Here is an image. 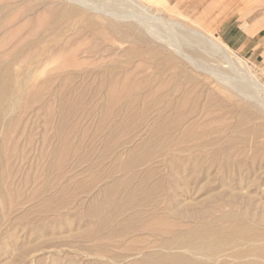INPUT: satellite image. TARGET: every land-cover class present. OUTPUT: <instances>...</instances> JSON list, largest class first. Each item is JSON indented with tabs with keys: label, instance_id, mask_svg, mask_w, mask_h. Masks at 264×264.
Masks as SVG:
<instances>
[{
	"label": "bare ground",
	"instance_id": "1",
	"mask_svg": "<svg viewBox=\"0 0 264 264\" xmlns=\"http://www.w3.org/2000/svg\"><path fill=\"white\" fill-rule=\"evenodd\" d=\"M55 1L58 2H54V0H0V99L1 97L3 98L6 96L9 90L8 88L9 84L14 79H19V80L22 79V81L25 83V81L28 80L34 81L37 78V76L40 74H45L46 80L50 82H52L51 80H55V79H59V80L70 79V81L72 78L74 79L81 78L84 80L90 79V81L91 79H97L98 82L97 84L95 83L96 84L95 86L87 87V88L84 87V89L85 90L89 89L92 92H96L97 96L98 93L99 94L104 93L106 95H111V96H115V95H122L124 97L131 96L128 98H130V102L132 103V108L134 107L133 104H136L139 101L138 100L139 97H143L144 99L143 102H146L148 104L149 106L148 109H150V112H154L153 117L150 114L148 115L151 116V118L149 119L148 117L149 119L148 121H150L149 122L150 128L148 129L149 131H147L148 132L147 135L133 146L131 151L128 152L127 157L125 156V161L123 162V166L122 168H120L122 169L121 170L122 175L121 176L117 175L119 176L117 179H115L117 176H115L114 179L111 178V180L113 179L111 181V184H108L109 181L107 178L106 180L107 183L105 187H103L104 189L102 190L104 197L98 199L95 196L97 199H93L94 198L93 197L92 201L90 199L91 202L90 201L88 202L90 204L88 205L89 207L87 209L86 214L88 217L93 219V230L91 229L92 232L90 234L97 233L98 231H100L102 227L106 225L109 215L107 217L106 215L107 212L104 213V211L106 209L108 211H111L113 209L115 210V207L119 209L118 205L121 204L122 202L124 206L122 204L121 205L124 208H121L122 209L121 212H123V209H125L126 206L128 208H132L133 211L135 210L137 211V209L139 208L138 209L139 211L137 213L139 216H141L142 213L144 214V212L147 211L146 208L151 207L150 209L152 210V212L150 210L151 213L147 214V216H149V219H147L146 217V220L148 222L144 223L143 221L145 220L141 221L142 223H139V225L136 224L138 226L137 228L139 230L145 229V231L147 230L150 233H153L158 236H163L164 234L168 233L170 230L168 226L170 224L167 223L169 220L165 221L164 213H167L166 217H168L169 215H178V216H185L186 218L196 217L197 220L200 221L202 219L201 217H199L201 212L188 211V209L194 208V205L196 204L195 202L196 199L195 201L193 200L180 201L178 200V198L180 197L177 198L176 194H172V195L166 194L165 192L168 191L165 190L166 189L165 187H162V189L164 188V190H161L160 187L162 185L161 183L164 178L168 179V182L174 184L175 187L178 188L180 186L181 188H183V186H185V182L184 181L178 182L177 178L185 179V176H187L190 173H192L193 175L195 174L197 175L200 172L201 175L206 177L205 179H207L213 174L223 175V173L229 172L231 170L239 172L241 169L244 168V171L247 176H250L251 174L253 176L254 173L259 172L263 168L264 155L259 156V154H257L258 155L257 156L256 154L255 155L253 154L252 156L249 157H240L242 153H239V151H237L238 154L235 156H232L230 154V151L235 150L234 148H235L236 140L238 139V136L236 138L235 137L236 134L234 135L233 132L235 131L239 133H244V131L245 132L249 131L246 130L249 128V126L247 125L246 126L248 128L245 127V130L244 128H242L243 123L246 119L255 120L252 121L253 123L256 121H259L260 124L262 123L260 121L264 122V98L262 97L263 95H260L261 94L260 92L262 91L264 92V85L259 82L258 78L249 69L246 68L244 61H242L237 56L235 57L232 54L230 48L225 43H223L221 40H219L216 37L205 35L204 33L201 32L204 30L198 31V29L197 30L188 29L185 26H183L181 23H179L178 22L179 20L177 21L168 17L166 18L162 15H159V13L157 14L151 12L149 7L143 4L142 2L143 0L141 1L117 0L119 4L118 6L115 7H107L104 6L103 3H101L102 5L100 3L95 4L91 0H55ZM115 42L121 43L123 45L125 44L126 46L125 47L121 46L123 48L119 49L118 47H116ZM51 64H54V67L50 69H46V67ZM15 65H18L21 68L18 73H15L13 70V67L15 68ZM37 69H40L39 74H36L35 72L37 71ZM42 77L44 76H41V78ZM129 79L136 80L135 82L136 84L134 83L127 87L126 83ZM120 80H121V84L120 83L119 84L121 86H119L117 83L120 82ZM19 82L21 81L17 80V84H20ZM34 82L33 85H35ZM42 83L45 82L42 81ZM76 83L75 85H77ZM26 87H30V86H26ZM32 87L33 86L31 85V88ZM35 92L38 91L36 90ZM78 92H81V90H79ZM84 93H86V91ZM60 94L61 93L59 92V95ZM89 95L91 96L92 94ZM75 96H73L72 98L74 99ZM78 96L84 98L86 95L84 96L82 94V96L80 95ZM59 99L61 100V102L63 101V99L61 98ZM126 101L129 100L127 99ZM128 103L129 102H127L126 104ZM67 105L65 104V108H68L66 107ZM72 106H74V104ZM77 107H79V105ZM138 108H139V104H138ZM70 109H72V107ZM62 110L65 112V109ZM62 110L60 112V115L63 112ZM73 110H75V108ZM103 111H104V107H103ZM134 111H137V109H135ZM70 112L72 113V111H69V115L71 116ZM126 112L128 113V111ZM131 113H133V111ZM131 113L130 115H133ZM69 115L66 117L69 118L70 117ZM130 115L128 114V118L129 119L133 118ZM58 118L60 117L58 116ZM231 118L234 119L232 126L229 120ZM61 119L64 120L63 118ZM135 119L136 117L133 118L134 121ZM128 120H126L127 123ZM57 121H55V124H59L57 123ZM106 121L108 122V120ZM99 122L102 123L101 120ZM71 123L72 122H70V124ZM104 123L105 125L107 124L106 122ZM61 126H63V123L61 124ZM262 126L260 127L262 128ZM55 127H53V129ZM58 127H60V125H58ZM260 127H259L260 131L264 129V128L261 129ZM68 128L69 127H67V129ZM231 129H233V132L230 131ZM109 130L111 129L109 128ZM109 130L107 129V132ZM2 131L3 130H1V132ZM58 131L59 130H57V132ZM97 131L98 129L96 130V132ZM63 132L65 133V131ZM96 134L99 133L97 132ZM109 134L111 133L109 132ZM109 134L107 141L111 139V138L109 139V136H111ZM130 134L131 136H134L135 133L133 134L132 132ZM261 135L262 133H260V136ZM103 136L107 137L104 134ZM60 137H58L59 141L61 140ZM0 139H1L0 142H2L1 137ZM101 139L103 140V138ZM261 139L262 138H259L258 140L260 141ZM256 140L254 142H257ZM262 140H264V138ZM107 141L105 140V142ZM4 142H6V140ZM6 143H8V140ZM56 143L58 142L56 141ZM110 143H112V141ZM104 145L106 144L104 143ZM107 145L109 146L108 143ZM105 147L106 146H104V148ZM127 148L128 147H126V149ZM262 148L264 147L262 146ZM251 149L252 148H250V151ZM86 152L87 151H85V153ZM260 152H262V150ZM4 153L8 155L7 152ZM70 153L69 155H71ZM101 153L104 154L103 152ZM107 154L110 153L108 152ZM120 157L124 158L123 155ZM103 158H105V156ZM154 158H162L160 162H162V164L167 169L165 171V174L162 175L160 174V172L162 173V171H164V168L161 167L163 165L150 166V162ZM51 159L53 160V158ZM120 159L118 160L119 163L122 162V161L120 162ZM91 162L95 163V161H91ZM186 163L187 165H185ZM115 164L116 163H114V165ZM1 165L3 166V164ZM119 165L121 167V164ZM107 166H109V163ZM138 167H141L140 171L139 169L138 171L136 170ZM159 167L163 168V170ZM5 169L6 170L8 169L7 165ZM113 170L114 168L112 169V171ZM3 171L5 172L4 169ZM57 171H59V169ZM90 172L92 173L91 170ZM101 173H104V171L103 172L101 171ZM117 173H119V171ZM98 174L99 173H97L96 175ZM3 175L5 176V174ZM81 176L84 177V174ZM156 176L157 179L153 181V177L156 178ZM190 176L192 175L190 174ZM92 177L94 176L92 175ZM198 178L199 177H197V179ZM79 183L80 182H78V184ZM3 185H5V183L2 184V186ZM83 185L85 184L83 183ZM87 185H85L84 188ZM82 187L79 188H81L82 190L84 189ZM186 189L187 188H185V191ZM120 190H124L125 195L123 196L124 200H121L123 198L120 199L119 197L120 201H118L119 199L115 198V195H117L116 193H118ZM161 191H165L164 192L166 194V196L164 195L165 198L163 197V192H162V194H159V196L162 195L164 199L161 198V201L156 200L155 197L156 195H158L157 193ZM197 191L200 190L198 189ZM195 192L196 191H194V194ZM53 199L56 200V198ZM165 199L171 201L172 205L162 206L163 209L162 211L163 212L165 211L164 213H161L162 215L156 213L157 209H159L160 202L164 201ZM50 202H52V200ZM154 202L156 204H154ZM57 203L58 201L56 202V204ZM164 204H169V203H164ZM144 208L146 209V211L144 212L140 211L143 210ZM233 209L235 208L233 207ZM115 211H116L115 213L118 212V210ZM231 212L233 213V211ZM115 213L113 217H115ZM127 213L131 214V212L129 211ZM134 214L135 213H133L132 215ZM119 215L120 216L122 215L120 214V211H119ZM144 215L143 217H145ZM215 215L217 216V214ZM198 217L200 219H198ZM251 217L254 218L253 221L255 220V221L263 222L264 220V218L262 219L261 216H257V215L254 216L248 210H244L242 215L241 214L235 215V213L234 214L222 213L221 215L217 216V218L215 219V221L219 223L217 225H222V224L224 225V223L221 222L228 223V225L225 224L226 227L225 225L223 226L224 228L221 226L215 228L213 227L215 221L213 224L207 221L203 223L204 220L202 221L203 224L200 223L201 225H193L187 228L184 231V233H180V230H178L179 227H176L175 230L171 231L172 234L170 235V237L167 238L163 237L162 242L160 241L161 242L160 248L158 247L159 246L158 244H157L158 246L155 244L154 247L155 248L158 247L157 251L153 250L154 252L152 251L151 253L146 255L143 253L144 254L143 260L145 262L153 263V264H204L205 263L204 260L205 258L202 259L200 257L202 259L201 262L199 261L200 259H197V261L199 262L198 263L195 261V259L192 260V258H190L189 255H186L184 252L175 253L174 251L172 252L161 251L162 249L164 250L167 246L170 247V245H176L179 248H190L197 252L205 251L210 255L215 252L217 255L218 251L223 250V248H226L227 246H234L237 247L233 256L235 258H244L245 256L248 255L254 256L256 258L257 257L264 258V243L259 242L262 239L264 240V232L261 231L260 229H257L256 228L257 226L251 225L249 221ZM136 219L138 220V218ZM181 219L182 218H180V220ZM134 220L135 217H132L130 215L129 217H127V219L124 222L118 223L116 221L120 228L119 231L122 228V232H123V228L125 226L127 227V229L128 228L131 229L130 228L131 226L130 227L128 226L131 224L133 225ZM137 220H135L134 222H136ZM113 221H114L113 223H116L114 219ZM156 222L161 223L164 227L161 228L156 227V229H154V224ZM177 223L179 222L177 221ZM108 225H110V223H108ZM256 225H258V222ZM117 226L116 228H118ZM182 226L180 227L183 228ZM100 233L102 234L105 232L102 231L99 232V234ZM87 235L89 236V233ZM79 236L82 237V234L81 235L79 234ZM111 237H115V236H111ZM111 237L109 236V238ZM94 239L95 238L93 237V240ZM103 244L106 245L105 243ZM102 247L103 246L101 245V248ZM228 248L229 247H227V249ZM158 249H160V251ZM227 249L226 250L224 249L223 251H227ZM169 250H171V247ZM185 252L187 253L188 250H186ZM224 253L226 255V252ZM224 253H222V257L225 256V255L223 256ZM202 256L204 257L205 255L203 254ZM140 260L142 262V259ZM246 264H256V261H250V262L247 261Z\"/></svg>",
	"mask_w": 264,
	"mask_h": 264
},
{
	"label": "rangeland",
	"instance_id": "2",
	"mask_svg": "<svg viewBox=\"0 0 264 264\" xmlns=\"http://www.w3.org/2000/svg\"><path fill=\"white\" fill-rule=\"evenodd\" d=\"M91 1L94 2L95 4L103 3V5L107 7H115L118 6L119 4L117 0H91ZM54 2H58V1L54 0ZM142 2L143 4L149 7L151 12L157 14L159 13V15H162L166 18L168 17L177 21L179 20L178 22L188 29H193V30L198 29V31L204 30L201 32L204 33L205 35L216 37L219 40H221L223 43L227 44L232 54L235 57L237 56L242 61H244L246 68L249 69L258 78L259 82L264 85V0H148V1L143 0ZM223 25H228V26L230 25V27L231 25L233 27H239L240 29L247 32L248 35H254V38L246 48L236 49L230 43H228L224 39V37L218 32V30ZM232 36L237 38L240 35L235 34ZM117 43L118 42H115V45L119 49H122L123 47L126 46L125 44L123 45L121 43L118 44ZM253 43H257V47L251 50L250 47ZM53 67L54 64H51L48 65L46 69H50ZM20 69L21 68L18 65H15V68L13 67L15 73H18ZM35 72L36 74H39L40 69H37V71ZM41 76L44 77L41 78ZM36 79L34 80L35 82L33 80H28L25 81V83L22 81V79L21 80L14 79L9 84L8 87L9 90L6 96L3 98L1 97L0 99L1 102L0 103V107H1L0 137L2 138V142H3V143L0 142V171H1L0 179L2 180V181L0 180V189L3 188L0 190V264H153V263L145 262L143 260L144 254L145 255L149 254L153 250L157 251V248L158 247L160 248L161 245L160 243L162 242L163 237L164 238L170 237V235L172 234L171 231L175 230L176 227H179L178 230H180V233H184V231L187 228L193 225H201L200 223H202L203 220H204L203 223L207 221L209 223L214 224V221L217 218V216L221 215L222 213H226V214L235 213V215H240V214L242 215L244 210H248L254 216L257 215V216H261L262 219L264 218L263 216L264 215V171H263L264 166H263V168L259 172L254 173L253 176L252 174L250 176H247L244 171V168L241 169L239 172L231 170L229 172L223 173V175L213 174L211 175L212 177L210 176L207 179H205L206 177L202 176L200 172L197 175L196 174L193 175L192 173H190L192 176L188 174L187 176H185V179L187 178L186 180L184 178L182 179L177 178L178 182L180 181L185 182V186H183V188H181L180 186L178 188L175 187L174 184L168 182V179L164 178L161 183L163 186L161 185L160 188L161 190H164V188L162 189V187H165L166 188L165 190L168 192L165 191L158 192L157 193L158 195H156L155 199L161 201V198H163L164 195L166 196V194L168 195L176 194L177 198L180 197L178 198V200L180 201L182 200L195 201L196 199L195 201L196 206L194 205V208L192 209L190 208L191 210L188 209V211L201 212V214L198 215L202 219L200 221L197 220L196 217L186 218L185 216H178V215H169L168 217H166L167 213H164L165 211L164 212L162 211L163 210L162 206L172 205V204L171 201L165 199L164 201L160 202L159 209H157L156 211V213L158 214L164 213L165 221L169 220L167 223L170 224L168 225L170 228V230L168 228L170 233L168 232L163 236H158L153 233H150L147 230L145 231V229L139 230L137 228L138 227L137 225H139V223H142L141 221L145 220L143 221L144 223L148 222L146 220V217L147 219H149V216H147V214L152 212V210L150 209L151 207L146 208L147 211L145 208H144L145 210L144 209L140 210L143 212L146 211L144 212V214L146 215L142 213V215L140 214L141 216H139L137 214L139 208L137 209V211L136 210L133 211L132 208H128L126 206V208L123 209V212H121L122 211L121 208H124L122 202L121 204L123 206L121 204L118 205L120 210L115 207V210H118L117 213H115L116 211L114 209L111 211H108L106 209L104 213L107 212L106 213L107 217L108 215L110 217V218L108 217V221L106 225L102 227L100 231L97 232L98 234L97 233L90 234L93 230V219L88 217L86 214L87 209L89 207L88 205L90 204L88 202L90 201V199L92 201L93 197H94L93 199H97V198L101 199L104 197L102 190L104 189L103 187H105L107 183L106 181L107 178L109 181L108 184H111V181L114 179L115 176L122 175L121 174L122 169L120 168H122L123 166V162L125 161V156L127 157L128 152L131 151L133 146L147 135L148 133L147 131H149L148 129L150 128V123H149L150 121L148 120L151 118V116L153 117L154 112H150V109H148L149 107L148 104L146 102H143L144 100L143 97H139L138 99L139 101L137 103L139 104V108L137 103H136L137 105L133 104L134 107L132 108V103L130 102V98H128L131 96H125V97L122 95L111 96V95H106L104 93H100V94L98 93L97 96L96 92H92L89 89L88 90L84 89V87L87 88V87L95 86L98 82L97 79H91V81L90 79L84 80L81 78L78 79L72 78L71 81L70 79H66V80L55 79V80H51L52 82H50L46 80L45 74L38 75ZM17 80L21 81L19 82L20 84H17ZM42 81L45 83H42ZM33 82L35 85H33ZM135 82L136 80L129 79L126 83L127 84L126 86L128 87L134 84ZM41 83L43 86L41 85ZM75 83L78 86L75 85ZM117 83L119 86H121L120 85L121 80L120 82ZM31 85L33 86L32 88ZM26 86H30V87H26ZM36 90L38 92H35ZM79 90H81V92H78ZM85 91L86 93H84ZM59 92L61 93L60 95L63 98L59 95ZM81 93L84 96L85 95L86 96L84 98L79 97L78 95L82 96ZM260 93L259 94L263 95L262 97L264 98V92L262 91ZM89 94L92 95L90 96ZM57 96L63 99L62 102H64L66 105L68 104L66 106L68 108H65V104L62 103ZM73 96H75L74 99L72 98ZM76 99L79 100L77 101ZM127 99L129 101H126ZM59 101L61 102V104ZM127 102L129 103L126 104ZM71 104L72 105L74 104V106L76 107L79 105V107L76 108ZM70 106L72 107V109H70L71 108ZM103 107H104V111H103ZM74 108L75 110H73ZM60 109L61 110L65 109V112L62 110L63 112L61 113V115H60L61 112ZM135 109H137V111H134ZM57 110L59 111V113ZM125 110L128 111V113ZM69 111H72V113L70 112L71 116L69 115ZM132 111L133 113H131ZM55 113L58 114L56 115ZM130 113L133 115H130ZM128 114L133 118L136 117L137 120L135 119L134 121L133 118L129 119ZM149 114L151 116H148ZM68 115L70 116L69 118L66 117ZM58 116L60 118H58ZM61 118H63L64 120H62ZM100 120L102 123L99 122ZM106 120H108V122ZM126 120H128V123ZM229 120L232 126L234 119L231 118ZM246 120L244 121L242 128H244L245 130V127L249 126V128L247 127L248 129H246L247 131L249 130L248 132L244 131V133H239L235 131L233 132V129L230 130L231 132H233L234 135L236 134L235 135L236 138L238 136V139L236 140L237 145L235 144V148H234L235 150L230 151V154L232 156H235L238 154L237 151H239V153H242L240 157H249L252 156L253 154L254 155L259 154V156H262L264 155V148H262V146L264 147L263 145L264 140H262L264 138V129H263L264 124L262 123L264 122L260 121L262 122L261 123L263 125L262 126L259 123V121H256L257 123L256 122L253 123L252 121L255 120L252 119H246ZM55 121H57V123L59 124H55ZM125 121L130 130L127 128ZM70 122L72 123L70 124ZM104 122H106L107 124L105 125ZM62 123L63 126H61ZM7 124L8 125L10 124L9 125L10 128L8 127ZM58 125H60V127H58ZM259 125L262 126V128ZM53 127L55 128L53 129ZM67 127L69 128L67 129ZM108 127L111 130H109ZM259 127L263 130L260 131ZM97 129H98L97 132L99 134H96ZM107 129L109 130L108 132ZM1 130L3 131L1 132ZM57 130L59 131L57 132ZM63 131H65V133ZM60 132L63 134H61ZM109 132L111 134H109ZM129 132L130 133L133 132V134L135 133L134 136H131ZM260 133H262L261 136ZM103 134L106 135L107 137L103 136ZM108 134L112 136V137L109 136V139L111 138L112 140L110 139L109 141H107ZM58 137L61 138L60 141L58 140ZM101 138H103V140ZM104 138L107 142H105ZM259 138H262L261 140L263 142L261 140L259 141L258 140ZM5 140L6 142L8 140V143L4 142ZM255 140L257 142H254ZM56 141L58 143H56ZM111 141L112 143H110ZM104 143L106 145H104ZM107 143L109 144V146L107 145ZM254 144L255 146L258 147H255ZM116 145L118 146V148ZM104 146L106 147L104 148ZM125 146L128 148L126 149ZM250 148H252L251 151ZM121 149L123 150V152ZM261 150L262 152H260ZM85 151H87L88 153L87 152L85 153ZM4 152H7L8 155H6ZM101 152H103L104 154H102ZM108 152L111 155L107 154ZM69 153L71 155H69ZM121 153L124 158L120 157L122 156ZM104 156L105 158H103ZM106 156H108L112 160ZM51 158H53V160ZM118 158L119 159L121 158L120 159V162L122 161L121 163H119ZM154 160L160 162L162 158H154L150 162V166L163 165L162 162L157 163ZM91 161H95V163ZM105 162H108L109 166H107L108 163ZM117 162L121 164V167ZM114 163L116 164L114 165ZM1 164H3V166ZM100 164H102L105 167H103ZM6 165L8 167L7 170L5 169ZM185 165H187V163ZM161 167L164 168V171H162L163 168ZM161 167L159 168L162 169L161 170L162 173L160 172V174L162 175L165 174V171L167 169L164 165ZM57 168L59 169V171H57L58 170ZM113 168L114 170L112 171ZM3 169L5 170V172L3 171ZM94 169L96 172L94 171ZM138 169L140 171L141 167H138L136 170L138 171ZM90 170L92 171V173L90 172ZM101 171L102 172L104 171V173H101ZM118 171L119 173H117ZM97 173H99L98 175H100L102 178L96 175ZM3 174H5V176ZM83 174L84 177L81 176ZM92 175L94 177H92ZM119 176H117L115 179H117ZM197 177L199 178L197 179ZM111 178L113 179L111 180ZM156 179L157 176L156 178L153 177V181H155ZM68 181L71 183H69ZM78 182L80 183L78 184ZM4 183L5 185L2 186V184ZM83 183L85 185L87 184L89 185H87L84 188L85 185H83ZM75 187L78 190H76ZM79 187H82L84 189L81 190V188ZM185 188H187L186 191ZM198 189L200 191H197ZM194 191H196L197 194L196 192L194 194ZM162 192H163V197L162 195L159 196V194H162ZM116 194L117 195H115V198L119 199L120 197V199L123 198L121 200H124L123 197L125 195L124 190H120ZM183 195L186 198H184ZM53 198H56V200H54ZM120 199L118 201H120ZM51 200L53 203L50 202ZM57 201L58 203L56 204ZM197 202L198 203L202 202L199 203L201 206ZM164 203H169V204H164ZM154 204L156 203L154 202ZM233 207L235 209H233ZM119 211L120 214H122L121 216L119 215ZM124 211L126 212V214ZM128 211L131 212V214L130 213L128 214L127 213ZM231 211H233V213ZM114 213H115V217H113ZM133 213L135 214L132 215ZM215 214H217V216ZM130 215L132 217H135V220H137L136 218H138V220L136 222H134L135 221L134 220L133 221L134 224L128 226V227L131 226L130 227L131 229L128 228L129 229L128 230L127 227L125 226L123 228V232H122V228L119 231L120 228L118 223L124 222L127 219V217H129ZM143 215L145 217H143ZM206 216L209 218H207ZM116 217L119 219V221ZM199 217L198 219H200ZM180 218L182 219L180 220ZM113 219L115 220V222L117 221L118 223L117 222H116L117 224L113 223L114 222ZM253 219L254 218L252 217L249 219L251 225L257 226L256 227L257 229H260L261 231L264 232V220L263 222L254 220L256 224L258 222V225H256ZM177 221L179 223H177ZM158 222L154 224V229H156V227L157 228L164 227L161 223ZM108 223H110L112 229L111 226L108 225ZM111 223L114 224L115 226L112 225ZM171 223H173L176 226H174ZM221 223H224V225L225 224L228 225V223L226 222H221ZM217 224L219 223L215 221L213 227L216 228L218 226L219 227L224 226L223 224L222 225H217ZM107 225L110 227H108ZM116 226L118 228H116ZM180 226H182L184 230ZM116 230L118 233L116 232ZM102 231L105 233L99 234V232ZM88 233L89 236L87 235ZM79 234L80 235L82 234V237L79 236ZM109 236L110 237L115 236V237L109 238ZM93 237L95 238L94 240ZM102 242L105 243L106 245H104ZM259 242L264 243V240L262 239ZM155 244L156 245L158 244L159 246L157 245L158 247L155 248L154 247ZM101 245L103 246L102 248ZM170 247L171 250H169ZM170 247L167 246L164 250L162 249L161 251L162 252L174 251L175 253L184 252L186 255H189V257L192 258V260L195 259L196 262H198L197 259H200L199 261L201 262L202 259L205 258L204 260L205 263L208 262L207 264H241V262L242 264H246L247 261L248 262L256 261V264H264V258L262 257L256 258L251 255L245 256L244 257L245 259L233 257L237 248L234 246H227L229 247L228 249L227 247L223 248V250L227 249L228 254L227 251L221 250L218 251L217 255L216 252L210 255L205 251L197 252L190 248H179L176 245H170ZM158 250L160 251V249ZM184 250L185 251L188 250V252L186 253ZM224 252H226L227 256L225 255ZM222 253H224L223 256L225 255L226 257L225 256L222 257ZM203 254L205 255L204 257L202 256ZM140 259H142V262Z\"/></svg>",
	"mask_w": 264,
	"mask_h": 264
},
{
	"label": "crops",
	"instance_id": "3",
	"mask_svg": "<svg viewBox=\"0 0 264 264\" xmlns=\"http://www.w3.org/2000/svg\"><path fill=\"white\" fill-rule=\"evenodd\" d=\"M218 32L224 37V39L230 43L233 47L236 49H244L246 48L250 42H252V39L254 38V35H248L247 32L240 29L239 27H233L231 25H223ZM239 34V37H234L232 35ZM227 45V44H226ZM228 46V45H227ZM255 47H257V43H253L250 47L251 50H253Z\"/></svg>",
	"mask_w": 264,
	"mask_h": 264
}]
</instances>
